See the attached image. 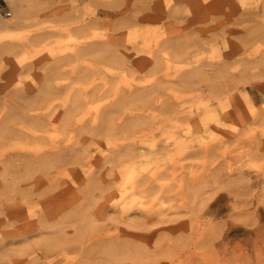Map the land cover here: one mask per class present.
<instances>
[{
    "label": "rangeland",
    "instance_id": "rangeland-1",
    "mask_svg": "<svg viewBox=\"0 0 264 264\" xmlns=\"http://www.w3.org/2000/svg\"><path fill=\"white\" fill-rule=\"evenodd\" d=\"M23 1L0 0L2 21L25 12L0 29L21 49L0 55L2 106L48 76L54 91L1 123L0 264H264V0L207 20L167 16L186 0ZM90 42L120 60H60ZM75 94L93 110L71 111Z\"/></svg>",
    "mask_w": 264,
    "mask_h": 264
},
{
    "label": "bare ground",
    "instance_id": "bare-ground-1",
    "mask_svg": "<svg viewBox=\"0 0 264 264\" xmlns=\"http://www.w3.org/2000/svg\"><path fill=\"white\" fill-rule=\"evenodd\" d=\"M27 2H28V0L25 2V4ZM64 2H65V4H67L66 6L68 7V10H69L68 12L76 11L78 6H79L78 0H64ZM216 2L218 3L217 6L215 5ZM185 3H186V7H187L186 9H184V10H182V9L181 10L180 9H171L170 10L169 9L170 11H169L167 16L172 17L174 20L175 19H177V20L181 19L182 20L183 18H186L185 17L186 15H187V17H191L192 16L195 19L207 20V19H210L209 16H211V14L213 12H219L220 13V11L223 10L222 4L223 5L224 4H229L230 6H232L234 4V0H205V1H203V0H186ZM23 4L24 3H21V2L13 3V5H12V13H10V15H12V18L10 20H8V21H2L0 19V29L9 30V29L15 27L16 25H18V23L23 20L24 14H25V12H24V10L22 8ZM145 19H147V18H145ZM135 20H137V19H135ZM131 22H133L134 27H131L133 30L132 31L130 30V32L127 35L128 41L129 42H133V41L139 39L142 36H143L142 40H145L146 36H144V34L146 33V30H144V29H142V30H138V29L134 30L135 27H138L139 25H143V24H145V22H143V24H140V22H138L139 25H137L135 23L136 21H132L131 20V21H129V24H128V22H126V23L128 25H130ZM78 28H80V27H77V29ZM79 31H81V29H79ZM50 37L51 36L49 35V33L37 34L33 38V41H32L31 45L34 46V47H37L38 45H41V44H43V45L45 44V46H50V44L52 43V40H50ZM21 45L22 44H20V46ZM27 46H29V45L27 44ZM27 46H24V47H27ZM34 47H33V49H34ZM19 48L20 47L18 45H14V44H10V45L1 47L0 55H4V54L10 55L13 52L15 53V50L16 51H17V49L19 50ZM19 51H21V49ZM86 56H91V57L94 56V58L97 57L99 59V61L101 60V61H104L105 63L106 62H110L111 63L113 61H117L118 62V60H120L119 57H118V54H116L115 51H113L112 49H110L108 47H103L102 44H98L97 42H90V43L86 44L85 46L80 47L79 49H75L74 48L72 54H70L68 56L61 57L60 60H62V61L66 60V61L69 62V60L71 61L72 58H74V59L78 58L79 59V57H86ZM95 62L98 63L97 61H95ZM93 66H94V64H93ZM155 67L158 68V63L154 66V68ZM52 76H54V78H55L54 74ZM51 78L48 76L47 79L44 82V86H43L44 89L40 88L39 90H36V92H34L35 95H33V96L31 95L32 97H30V95H28V94H25L20 89H16V90L12 91L8 95V99H11L13 101V103H11L10 108H7L6 106L3 107L2 106V102L0 100V115L2 114V112L4 113V120L3 121H1V116H0V135L8 134L10 132L11 133L14 132L13 128L3 127L1 123H7V124H12V125L16 124L17 125L18 121L22 120L21 118H24V117L27 116L26 110L32 108L31 106H28V105L24 106V105H21L20 103L27 102V103L31 104V103H35V102H43L46 99H49L53 95L54 89H53V86H52V79ZM83 78H84V76H83ZM83 78L81 77V79H83ZM140 94H141L140 98H138V99L142 100V98L146 97L148 93H140ZM71 101H72V106L70 107V110L74 111V113L75 112L80 113V112H83V111L85 112V111H87L89 109L93 110V107H91V108L89 107V109H87L86 103H88L89 100L82 94L73 95L71 97ZM67 114H66V116H67ZM109 116H110V113H108L106 111L104 113H100V116L97 115L95 118L96 119L101 118L102 121L103 120L107 121ZM39 119L41 120L40 117H39ZM142 121H143V119L140 118L139 120H137V122H139V123L131 124V125L127 126L125 129H123V132H125V133L132 132L131 130L136 129L138 127V125ZM108 136H110V134H108ZM133 153L134 152L131 151V149H128L125 152H123V151H122V153L120 152V154L116 158L121 157V158H124V159H131V157L134 155ZM117 160L118 161L116 163H117L118 166H120L121 168L126 167L124 165L125 163L123 161H121L119 159H117ZM117 175L118 174H115V177L119 178V175L118 176ZM92 178H93V176L91 175L89 177V179H88L89 180V184H88V189L89 190H91V189L96 187V182L94 180H92ZM129 180H132V179H130L128 177H125V181H129ZM131 183H133V181ZM138 183H145L144 177H142L139 180ZM88 196L91 197L90 195H88ZM113 198L115 199V197L112 195L111 199H113ZM92 202L93 201H91V203ZM82 212H83V210L80 211L79 214L81 215ZM84 216H86V214Z\"/></svg>",
    "mask_w": 264,
    "mask_h": 264
}]
</instances>
